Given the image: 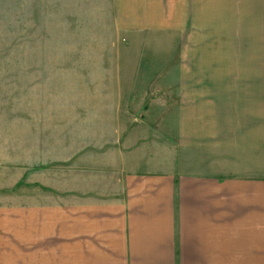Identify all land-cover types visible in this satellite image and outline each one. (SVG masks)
<instances>
[{
    "label": "crops",
    "instance_id": "crops-1",
    "mask_svg": "<svg viewBox=\"0 0 264 264\" xmlns=\"http://www.w3.org/2000/svg\"><path fill=\"white\" fill-rule=\"evenodd\" d=\"M176 3L123 2L117 27L188 32L196 3ZM183 45L0 120V264H264L262 163L238 169L264 147L261 80Z\"/></svg>",
    "mask_w": 264,
    "mask_h": 264
},
{
    "label": "rangeland",
    "instance_id": "rangeland-1",
    "mask_svg": "<svg viewBox=\"0 0 264 264\" xmlns=\"http://www.w3.org/2000/svg\"><path fill=\"white\" fill-rule=\"evenodd\" d=\"M127 1L131 0H0V120H10L5 115L17 109L44 108L46 93L63 88L76 92L82 85L79 78L110 75L117 71L115 62L132 64L150 46L182 42L188 47L186 56H213L229 77L261 80L262 85L247 87H258L262 93L264 146V0H190L197 11L188 32L183 22L185 34L177 28L179 22L169 21L161 32L152 35L146 30L134 37L117 27L118 8ZM132 1L143 2L151 11L164 4L167 12L175 13L179 3H172L185 0ZM175 56L178 60L179 54ZM149 57H143L145 68L164 61L163 53L151 52ZM165 93L170 96L169 91L160 96ZM255 161L250 172L238 167L239 174H258L259 161L264 172V147Z\"/></svg>",
    "mask_w": 264,
    "mask_h": 264
}]
</instances>
